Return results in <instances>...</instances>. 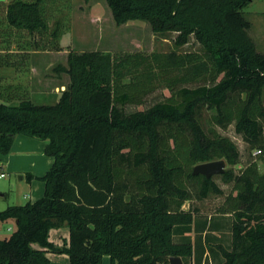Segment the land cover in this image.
Wrapping results in <instances>:
<instances>
[{"label": "trees", "instance_id": "obj_1", "mask_svg": "<svg viewBox=\"0 0 264 264\" xmlns=\"http://www.w3.org/2000/svg\"><path fill=\"white\" fill-rule=\"evenodd\" d=\"M251 1L107 0L117 25L146 20L177 33V47L194 37L203 54L69 50L55 67L69 75L55 104L0 85V153L21 134L47 140L53 158L43 176L26 175L44 181L41 198L0 210V222L16 221L0 264H51L48 251L70 264H264V173L252 154L264 152V52L243 13ZM44 2L11 0L7 22L61 51L62 25L50 27ZM216 159L231 165L220 175L227 192L192 173ZM211 195L225 196L215 213L184 208ZM63 226L70 238L58 247L50 230Z\"/></svg>", "mask_w": 264, "mask_h": 264}, {"label": "rangeland", "instance_id": "obj_2", "mask_svg": "<svg viewBox=\"0 0 264 264\" xmlns=\"http://www.w3.org/2000/svg\"><path fill=\"white\" fill-rule=\"evenodd\" d=\"M0 5V85L1 88L7 85H17L28 90L30 98L36 104H55L58 92L41 91V78H59L60 84H67L65 73H58L55 67L58 64H66L64 51L73 48L76 51L100 50L103 52H172L203 54L202 46L191 38L190 42L182 47L174 43L177 33L169 32L156 34L152 31L148 21L141 19L130 20L125 24L117 25L107 0H45L44 8L49 18L50 27H54L56 21H60L64 31L60 37L59 45L62 48L60 53L52 50V44H48L50 36L30 34L26 30H18L10 26L6 19V6L11 0H1ZM33 1V0H27ZM244 16L251 23L249 34L254 39L257 50L264 52V0H252L244 9ZM35 43L39 44L36 49ZM47 45V46H46ZM48 47L47 49H44ZM59 52V51H58ZM32 69L34 71H32ZM65 86V85H64ZM24 91H19L23 93ZM170 95L168 89L162 92ZM164 97V96H163ZM162 97V98H163ZM150 99V98H149ZM18 100L12 104H18ZM228 135H235L231 128L226 132ZM235 138L240 150L245 152L246 145L238 138ZM252 151L256 157L260 173H264V152ZM217 160V159H216ZM242 163L235 166L236 170L242 168ZM231 168L226 160V169ZM19 173L6 171V176L0 179V191L9 193L7 200H0V208L7 206L8 202H18L15 199L21 195L24 189L19 182ZM215 180L221 185L225 192L230 189L223 183L220 175H215ZM13 188V192L10 191ZM10 198V199H9ZM11 200V201H9ZM225 196L211 195L206 200L194 199L186 202L185 209L198 207L201 214L215 213L222 206ZM16 204V203H12ZM3 210V209H0ZM10 230H7L8 227ZM16 229L12 222L0 223V238L10 236ZM229 236V234H227ZM38 247L37 244H34ZM110 257V256H109ZM193 264V263H191Z\"/></svg>", "mask_w": 264, "mask_h": 264}, {"label": "crops", "instance_id": "obj_3", "mask_svg": "<svg viewBox=\"0 0 264 264\" xmlns=\"http://www.w3.org/2000/svg\"><path fill=\"white\" fill-rule=\"evenodd\" d=\"M69 50H74V49L70 48ZM69 50L64 51L66 54V59ZM61 51L59 52L56 51V53L58 54ZM32 71L34 70L32 69ZM63 73H65L66 76L65 78L68 79L67 84H63V85L60 84L61 79L59 78V76L58 78H46V79L41 78L39 80L41 82L40 89L42 93L49 90L59 93L56 103L59 101L62 92L67 88L69 84V75L66 72ZM47 144H48L47 140H40L19 134L15 136V140L9 154L2 155L0 153V171L5 173L6 171H14L16 173L22 174L20 175L22 178L19 179V182L23 184L21 186H24L22 187L24 189L22 196L17 195V197L15 198V199H19L17 200L18 202H8V204H6L7 206H4V208H0V209H6L8 206H12V205H22L28 201H36L37 199L41 198L44 195V191H45L44 181L40 179H33L29 181L26 178V175L28 173H31L35 176L41 177L51 168L53 164V158L45 154V147ZM10 191L13 192V188H10ZM8 196L10 197L9 193L5 191H0V200L2 199L4 200L5 198L8 199ZM12 203H16V204H12ZM6 222H12V224L15 225L16 227V221L14 219L8 220ZM0 223H4V222H0ZM10 229L11 227L9 226L7 230ZM69 238H70V230L68 226L53 228L50 230L49 239L51 242H53L55 246L58 247L68 246ZM47 256L51 260V264H70V259L67 254H60L53 251H48ZM102 264H111V259L108 255H104Z\"/></svg>", "mask_w": 264, "mask_h": 264}, {"label": "water", "instance_id": "obj_4", "mask_svg": "<svg viewBox=\"0 0 264 264\" xmlns=\"http://www.w3.org/2000/svg\"><path fill=\"white\" fill-rule=\"evenodd\" d=\"M226 171V160L217 159L207 162H202L194 166L192 173L194 175H203L207 178H211L215 175L224 174ZM20 178H22L20 176ZM170 264H185L181 257H170Z\"/></svg>", "mask_w": 264, "mask_h": 264}, {"label": "built area", "instance_id": "obj_5", "mask_svg": "<svg viewBox=\"0 0 264 264\" xmlns=\"http://www.w3.org/2000/svg\"><path fill=\"white\" fill-rule=\"evenodd\" d=\"M260 153V151H257ZM6 176L5 172L0 171V179L4 178Z\"/></svg>", "mask_w": 264, "mask_h": 264}]
</instances>
